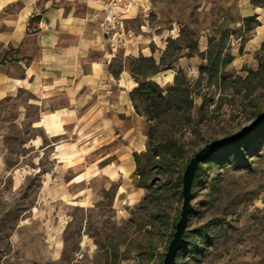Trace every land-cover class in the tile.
Here are the masks:
<instances>
[{"label": "rangeland", "instance_id": "374dc122", "mask_svg": "<svg viewBox=\"0 0 264 264\" xmlns=\"http://www.w3.org/2000/svg\"><path fill=\"white\" fill-rule=\"evenodd\" d=\"M146 7L124 20V30L151 38L157 62L167 47L166 62L177 55L170 69L148 81L167 95L178 74L188 98L179 113L187 111L190 121L180 123L165 107L154 111L151 101L136 96L147 136L136 172V184L149 186L144 196L130 202L117 193L118 182L98 174L79 185L69 181L65 197L47 198L42 173L52 164L27 146L28 138L43 134L30 126L37 110L29 106L31 118L19 117L30 95L1 101L0 264H162L183 203L182 185L175 182L187 162L207 143L236 133L264 111V42L244 52L247 28L254 24L242 17L241 0H147ZM141 56L147 57L120 50L115 68L129 69ZM135 70L139 81L152 72L147 63ZM155 114L160 116L150 120ZM256 129L200 163L203 171L175 264H264V130ZM148 133L153 143L168 137L179 142L182 157L157 156ZM60 175L68 181L72 174ZM83 191L87 195L78 196Z\"/></svg>", "mask_w": 264, "mask_h": 264}, {"label": "crops", "instance_id": "0c3cea01", "mask_svg": "<svg viewBox=\"0 0 264 264\" xmlns=\"http://www.w3.org/2000/svg\"><path fill=\"white\" fill-rule=\"evenodd\" d=\"M106 2L0 0V102L22 92L30 95L19 117L31 118L29 106L37 110L30 126L43 134L28 138L27 146L30 154L48 156L52 164L51 171L42 173V196L48 191L47 198L65 197L69 181L79 185L98 174L118 182L117 193L126 194L130 202L145 194L136 184L133 157L147 150L143 117L130 99L138 85L125 66L115 65L120 50L124 55L156 56L151 38L141 40V34L128 29L117 35L105 32L101 24ZM146 5L142 0L125 20L140 9L147 11ZM240 10L243 18L255 15L260 24L247 28L244 52L258 49L264 42V6L241 0ZM66 171L72 174L68 181L60 175ZM12 173L18 185V171Z\"/></svg>", "mask_w": 264, "mask_h": 264}, {"label": "trees", "instance_id": "16d2710c", "mask_svg": "<svg viewBox=\"0 0 264 264\" xmlns=\"http://www.w3.org/2000/svg\"><path fill=\"white\" fill-rule=\"evenodd\" d=\"M252 4L255 6H264V0H251ZM245 22L247 24H251L253 22L254 25L250 26L249 28H252L253 26L260 25L259 21L256 20V16H252L249 18H245ZM264 47V43L262 44V48ZM168 50V47L166 48L165 52H163L162 57L160 58V61L157 62L156 59L152 57H137V59L133 60V63L131 64L130 68L128 69L136 81L138 87L133 90L130 93V99L132 100L134 104V108L137 112V106L135 104V97L139 96L140 99L146 100V101H151L154 111H156L160 107H165L167 108L166 112L167 114H172L175 115V117H178L177 121L180 123L182 122L181 119L185 121H190V114L187 115V111H182V113H179L182 106H185V103L188 102V98L185 94V90L182 88V82H179V75L177 74L174 78V85L170 86L167 90V95H163V90L160 88V86L154 82L148 81L150 77H152L155 74H158L160 72L166 71V69H170L171 64L177 60V55H175L171 60L168 62L165 61L166 57V51ZM233 58V57H231ZM150 65V68L152 70L151 73H148L145 75V80L144 81H139L137 80L136 76L138 74V70H135V68L140 67L145 64ZM2 65V62L0 63ZM162 65V67H160ZM190 105V104H189ZM190 107L186 108L185 110H189ZM160 114H155V116H151L149 119L153 120L159 117ZM181 125V124H179ZM261 126L257 127L256 131L261 132L264 130V123L260 124ZM148 135V143L149 146H151L152 150L154 153H156L157 156L163 157V159H178L182 157L181 155L183 154V145L179 144V142L173 140L171 137H168L167 139H163L158 142H152V135L150 133ZM238 144L241 143V141L237 142ZM133 157H135L136 161V171L137 173L139 172V167H140V156L137 154H133ZM212 157V155H209L204 159V161L209 160ZM202 168L199 164L197 168V172L194 176L193 179V189L196 186V180L198 179V176L200 173H202ZM140 183V182H139ZM177 186H181V178L175 182ZM138 186L141 187H148L145 184H139ZM192 194H194L192 190ZM152 196V195H151ZM183 246V245H182Z\"/></svg>", "mask_w": 264, "mask_h": 264}, {"label": "water", "instance_id": "95a60500", "mask_svg": "<svg viewBox=\"0 0 264 264\" xmlns=\"http://www.w3.org/2000/svg\"><path fill=\"white\" fill-rule=\"evenodd\" d=\"M262 122H264V111L260 113L254 121L249 123L247 126H244L236 133L230 134L223 139H214L212 140V142L207 143L199 150H197V152L193 154V156L189 159L184 167V173L181 178V195L183 203L179 213L180 215L174 225L175 231L173 232L171 240L169 241V246L164 254V260L162 264H175L176 255L183 245L182 241L186 230L185 227L188 221L191 203L193 200L192 183L199 164L203 162L206 157H208L218 149L224 147L226 144L239 141V139H241L243 136L247 135L256 127L260 126Z\"/></svg>", "mask_w": 264, "mask_h": 264}, {"label": "built area", "instance_id": "2783aa9c", "mask_svg": "<svg viewBox=\"0 0 264 264\" xmlns=\"http://www.w3.org/2000/svg\"><path fill=\"white\" fill-rule=\"evenodd\" d=\"M142 0H107L104 5L105 19L102 21L101 27L105 32H113L124 30V20L130 11L136 10Z\"/></svg>", "mask_w": 264, "mask_h": 264}, {"label": "bare ground", "instance_id": "6f19581e", "mask_svg": "<svg viewBox=\"0 0 264 264\" xmlns=\"http://www.w3.org/2000/svg\"><path fill=\"white\" fill-rule=\"evenodd\" d=\"M168 79V78H167ZM167 79H166V81H167Z\"/></svg>", "mask_w": 264, "mask_h": 264}]
</instances>
